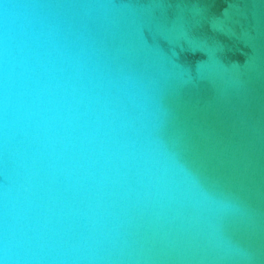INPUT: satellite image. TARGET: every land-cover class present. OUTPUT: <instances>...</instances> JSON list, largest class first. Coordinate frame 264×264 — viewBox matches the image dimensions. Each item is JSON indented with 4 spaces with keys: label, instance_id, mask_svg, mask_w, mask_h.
<instances>
[{
    "label": "water",
    "instance_id": "95a60500",
    "mask_svg": "<svg viewBox=\"0 0 264 264\" xmlns=\"http://www.w3.org/2000/svg\"><path fill=\"white\" fill-rule=\"evenodd\" d=\"M13 181L27 264H264V0H0Z\"/></svg>",
    "mask_w": 264,
    "mask_h": 264
},
{
    "label": "clouds",
    "instance_id": "9594fccd",
    "mask_svg": "<svg viewBox=\"0 0 264 264\" xmlns=\"http://www.w3.org/2000/svg\"><path fill=\"white\" fill-rule=\"evenodd\" d=\"M4 14V38L7 46L9 39H13L16 22L25 14L18 11H7L8 5L5 4ZM13 9H29L35 7V5L21 4L13 5ZM9 49L6 47V57ZM9 82L14 83V76L12 72L8 70V62L6 58L5 64V109L7 110V100L9 96ZM30 195L31 189L28 185L23 183L12 182V185L5 189V207L6 216L4 220V231L2 237H0V264H27L28 261L34 258V251L30 247L32 237L28 235L30 225L28 224L27 214L21 220V217L16 211V202L19 196L22 194ZM13 191L15 195H13ZM12 196L13 207L11 211H7V203L9 196ZM28 195H25V199H28ZM8 216L12 217V223H9Z\"/></svg>",
    "mask_w": 264,
    "mask_h": 264
}]
</instances>
